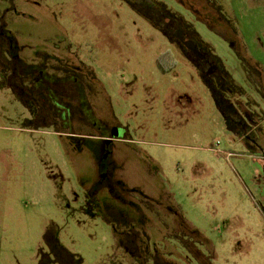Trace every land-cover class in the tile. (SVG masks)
Returning <instances> with one entry per match:
<instances>
[{
	"label": "rangeland",
	"instance_id": "obj_1",
	"mask_svg": "<svg viewBox=\"0 0 264 264\" xmlns=\"http://www.w3.org/2000/svg\"><path fill=\"white\" fill-rule=\"evenodd\" d=\"M0 264H264V0H0Z\"/></svg>",
	"mask_w": 264,
	"mask_h": 264
},
{
	"label": "flooded vegetation",
	"instance_id": "obj_2",
	"mask_svg": "<svg viewBox=\"0 0 264 264\" xmlns=\"http://www.w3.org/2000/svg\"><path fill=\"white\" fill-rule=\"evenodd\" d=\"M131 5L134 8V11L142 15L149 23H151L153 27L160 30L165 36L174 40V42L184 51V53H186L190 63H194L195 66H193L199 72L206 86L209 87L214 85L213 83L216 81L215 77L218 73L215 61L207 57L199 43H197V41L186 32L183 25H176L175 23L173 24L172 21L168 19V17H165L163 14L161 15L159 12L155 11V9L145 7L144 4ZM177 35L181 37L180 41L175 38ZM188 41L194 42L196 52L189 51L183 46V42ZM219 85H221L220 80H218L215 86L219 87ZM247 113L248 112L244 111L242 113L245 124H249L252 121V119L249 118L250 114L247 115Z\"/></svg>",
	"mask_w": 264,
	"mask_h": 264
},
{
	"label": "trees",
	"instance_id": "obj_3",
	"mask_svg": "<svg viewBox=\"0 0 264 264\" xmlns=\"http://www.w3.org/2000/svg\"><path fill=\"white\" fill-rule=\"evenodd\" d=\"M175 24L176 25H182V24H180V21H177ZM10 48H13V47L10 46L9 49ZM11 52H13V54L11 53L12 57L13 58L16 57L13 60V62H14V61H16L18 59L17 58V54H16V52L14 50H11ZM210 58L212 60H216V58H214L213 56H210ZM16 65L20 66V69H22L23 66H26V65H23L22 63H16ZM216 68L218 70V73H217V75L215 77L216 81L213 83L214 85H211L209 87L207 86V87L210 90V93H211V95H212V97H213V99L215 101L216 108L220 111V113L222 114V116L224 118L225 126L227 127V129L235 131L236 128H234V126L232 125V120H231V117H230L232 115V113H233L232 112L233 111L232 110L233 107H232L231 103L229 102V100H227V98L224 96L225 94L230 93L231 90H234V86H233V84L231 83V80H230V84H229V86H231L230 89H223L222 88V83H223V81L226 82L224 74L227 77H229V76H228L227 73L224 72V70H222V68H220V66L218 65V61L216 63ZM218 80H220L221 85H219V87L218 86L216 87L215 85L218 82ZM24 81H26V80H24Z\"/></svg>",
	"mask_w": 264,
	"mask_h": 264
},
{
	"label": "water",
	"instance_id": "obj_4",
	"mask_svg": "<svg viewBox=\"0 0 264 264\" xmlns=\"http://www.w3.org/2000/svg\"><path fill=\"white\" fill-rule=\"evenodd\" d=\"M175 38H177V40H181V37L179 35L175 36ZM194 42L192 41H188V42H183V46L189 50V51H193V52H196L195 50V46H194Z\"/></svg>",
	"mask_w": 264,
	"mask_h": 264
},
{
	"label": "built area",
	"instance_id": "obj_5",
	"mask_svg": "<svg viewBox=\"0 0 264 264\" xmlns=\"http://www.w3.org/2000/svg\"><path fill=\"white\" fill-rule=\"evenodd\" d=\"M218 145H219V141L217 140V141H215V149H214L215 152H219L216 148V147H218ZM227 155L229 156L230 154H227Z\"/></svg>",
	"mask_w": 264,
	"mask_h": 264
}]
</instances>
